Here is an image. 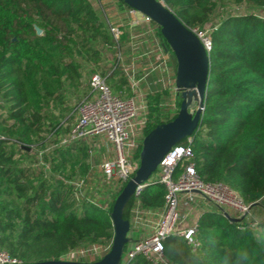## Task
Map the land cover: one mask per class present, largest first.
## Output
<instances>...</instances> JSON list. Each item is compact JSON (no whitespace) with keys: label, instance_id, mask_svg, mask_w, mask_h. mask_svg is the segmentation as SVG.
Segmentation results:
<instances>
[{"label":"trees","instance_id":"trees-1","mask_svg":"<svg viewBox=\"0 0 264 264\" xmlns=\"http://www.w3.org/2000/svg\"><path fill=\"white\" fill-rule=\"evenodd\" d=\"M161 1L193 29L210 22L216 0ZM232 1L264 9V0ZM115 2L129 9L123 0ZM151 23L171 52L159 27ZM33 25L41 29L40 35ZM213 27L204 107L190 136L192 162L203 181H221L251 205L264 196V17L227 14ZM113 45L90 0H0V112L5 113L0 115V251L11 259L57 260L81 244L110 247L109 213L125 182L103 207L76 197L69 183L43 179L20 160L28 156L27 146L42 142L60 125L45 105H63L64 80L77 85L82 64L97 63L101 48ZM114 76L103 77L107 82ZM118 82L128 84L123 77ZM154 94L146 95L144 135L173 119L180 103L178 98L176 111L164 115L159 94ZM85 148L75 142L58 149L52 169L72 164ZM164 195L162 185L151 184L137 200L141 208L156 210L163 206ZM134 202L132 196L123 211L129 221ZM194 238L190 245L182 236L169 234L162 243L164 257L173 264H264V217L248 225L228 220L212 206L198 215ZM127 246L120 264H151L141 253L124 259Z\"/></svg>","mask_w":264,"mask_h":264},{"label":"built area","instance_id":"built-area-1","mask_svg":"<svg viewBox=\"0 0 264 264\" xmlns=\"http://www.w3.org/2000/svg\"><path fill=\"white\" fill-rule=\"evenodd\" d=\"M135 13H137L135 10L128 9L129 16ZM145 20L150 21L147 17ZM130 23L138 24L134 19ZM205 26L206 24L202 28L195 27L191 31L208 51L211 42ZM107 29L114 45L118 46L122 34L120 28L107 23ZM88 86V95L77 105L74 122L61 141L66 144L83 142L87 145L91 139L102 137L110 145L111 153L98 164L97 171L104 181L119 187L133 175L139 165L137 153L144 136L142 131L145 125L146 105L133 97L123 98L113 93L105 78L97 72L89 76ZM174 90L175 93L178 92L175 87ZM139 113L143 115L140 119ZM190 143L189 137L186 143L172 146L158 164L155 174L150 176V180L136 187L133 194L135 202L129 221L130 229L132 227L143 229L148 222L145 215L154 214L156 221L149 225L150 231L146 237L131 243L132 246L126 250L124 259L141 253L151 264H173L163 255V240L169 234H178L188 244H195L194 233L198 217L195 215V204L199 197L234 218L236 217L233 213L241 215L248 209L249 205L243 202L237 191L221 181H203L197 175L192 162L193 152ZM88 152H92L90 148ZM69 184L74 195L79 197L85 186L84 179L78 178L73 184ZM151 184H160L165 188L164 204L160 209L148 210L139 206L137 198L140 191ZM183 222L187 225L179 227ZM107 251L108 247L93 244L88 249L71 250L61 259L92 261ZM13 262L19 261L9 258L5 252L0 251V264Z\"/></svg>","mask_w":264,"mask_h":264},{"label":"rangeland","instance_id":"rangeland-1","mask_svg":"<svg viewBox=\"0 0 264 264\" xmlns=\"http://www.w3.org/2000/svg\"><path fill=\"white\" fill-rule=\"evenodd\" d=\"M247 13L264 17V9H250L244 3H235L232 0H223L220 2L216 0L214 13L210 22L206 24L205 29H207L208 35H210V31L214 28L213 26L217 24L222 16L227 14L245 15ZM138 15L143 17L140 13ZM137 49L138 47L134 46L131 48L121 41L118 46L113 45L109 48H101V57L97 63L90 62L82 64L80 79L77 85L71 86L64 80L63 105L54 101H48L45 105L46 110L60 125H58L57 130H54L52 134L49 133L42 142L37 139L30 147L27 146L29 154L28 156H21L20 163L30 166L34 171L40 173L43 179L53 182L61 181L67 184H73L78 178H83L85 186L81 190L82 196L78 193L79 197L99 206L107 207L116 193L118 186L104 181L97 171L98 164L111 153L110 145L102 137L91 139L89 144L86 145L85 153L75 156V161L72 164L59 166L57 169H52V167L58 163V149H66L68 147V144L61 140L66 137L68 130L74 122L77 105L88 95V79L92 73L97 72L102 76L113 73L115 76L107 81L113 93L123 98H131L133 96L130 84L120 86L118 81L121 77L127 81L130 74L136 79L138 73H143L144 69L137 67L135 60L131 61L130 54ZM156 93L159 94L158 107L164 115L173 114L177 109L178 98H180L178 92L162 90ZM142 97L139 99V102L146 105V96L144 98ZM141 99H144V102ZM0 104H2L1 100ZM0 115L4 117L5 113L0 112ZM142 116V113H139L138 118L140 119ZM88 148L91 149V153L88 152ZM233 214L236 218H239V221L248 225H255L264 217V196L249 205L244 214ZM149 231V228L145 231L142 228L135 229L132 227L128 233L133 239H139L146 237ZM92 245L81 244L73 250L88 249ZM130 246H132L131 243L128 244L127 249Z\"/></svg>","mask_w":264,"mask_h":264},{"label":"water","instance_id":"water-1","mask_svg":"<svg viewBox=\"0 0 264 264\" xmlns=\"http://www.w3.org/2000/svg\"><path fill=\"white\" fill-rule=\"evenodd\" d=\"M131 9L147 17L158 27L175 59L174 85L180 103L176 116L157 124L141 139L138 153L139 165L116 195L109 217L113 238L108 251L95 261H72L65 259L37 262H13L4 264H120L125 245L134 242L129 236L130 222L123 218V211L136 187L148 182L158 164L172 146L189 138L200 124L204 107V94L208 83V54L196 34L186 27L161 0H123ZM35 33L41 29L33 25ZM224 217L237 222L221 208Z\"/></svg>","mask_w":264,"mask_h":264},{"label":"crops","instance_id":"crops-1","mask_svg":"<svg viewBox=\"0 0 264 264\" xmlns=\"http://www.w3.org/2000/svg\"><path fill=\"white\" fill-rule=\"evenodd\" d=\"M90 2L106 25L110 23L120 28L122 37L119 43L120 41L124 42L131 48L138 47L136 51L130 54L131 61L135 60V65L144 70L143 73L137 74L136 79L133 78L132 74L127 78L133 93L132 97L139 101L142 96L144 98L147 94L162 90L175 91V59L173 54L160 43L156 26L151 21H146L144 16L140 17L138 12L129 16L128 9L118 8L115 0H90ZM133 19L138 22L137 25L130 23ZM141 100L144 102V99ZM211 208L212 204L199 197L195 204V215L198 216L202 211ZM145 219L148 221L143 228L146 231L149 225L156 221V216L154 214L145 215ZM186 225L183 222L179 227Z\"/></svg>","mask_w":264,"mask_h":264}]
</instances>
